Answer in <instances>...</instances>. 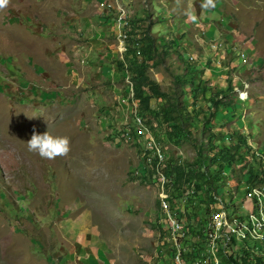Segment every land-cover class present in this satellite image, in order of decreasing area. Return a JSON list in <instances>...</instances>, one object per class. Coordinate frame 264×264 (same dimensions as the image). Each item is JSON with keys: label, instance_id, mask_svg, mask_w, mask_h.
Masks as SVG:
<instances>
[{"label": "rangeland", "instance_id": "rangeland-1", "mask_svg": "<svg viewBox=\"0 0 264 264\" xmlns=\"http://www.w3.org/2000/svg\"><path fill=\"white\" fill-rule=\"evenodd\" d=\"M213 2L206 9L205 0H91L83 9V0H7L0 8V264H160L169 250L158 229L160 178L175 179L172 161L193 163L194 146L169 138L166 124L137 119L139 103L125 74L94 75L95 58L103 56L89 51L87 58L75 49L70 18L81 11H106L113 26L121 17L142 38L152 24L162 44L187 50L208 98L207 106L194 105L188 93L189 114H197L201 128L225 135L215 140L218 147H229L231 129L250 137L254 153L264 156V0ZM114 29L104 52L117 61L123 54ZM172 55L169 65H180ZM150 75L164 90L173 85L165 67H153ZM230 86L225 102L232 105L214 119L211 98ZM214 121L223 128L212 127ZM34 132L68 138L70 152L42 159L26 144ZM244 167L236 163L235 179L226 168L217 195L231 193L240 179L237 197L250 212L255 206L245 180L251 164ZM169 198L172 211L185 213L184 226L199 227L206 212L222 204L206 193L195 198L204 209Z\"/></svg>", "mask_w": 264, "mask_h": 264}, {"label": "trees", "instance_id": "trees-1", "mask_svg": "<svg viewBox=\"0 0 264 264\" xmlns=\"http://www.w3.org/2000/svg\"><path fill=\"white\" fill-rule=\"evenodd\" d=\"M197 2L198 0H195V3ZM153 27L151 24L146 29L144 28L145 38L141 39L132 31L125 61L117 60L114 64L119 72L127 73L133 83L134 99L139 103L137 118L143 120V123L148 126L154 122L166 124L169 138H184L192 142L194 146L196 155L193 163L173 165L174 162H170V165L174 166L171 167V171L175 176L174 180L171 179L170 186L168 185L172 202L178 206L175 195L180 193L183 196L184 193L188 194L195 189L197 194L189 197L187 204L190 202L203 208L202 203L198 201L199 198L198 200L195 198L198 197V193L199 195L206 193L213 202L220 200L233 218L245 220L248 218L245 201H240L237 197L239 186L242 185L240 179L239 185H236L231 193L220 196L217 193L224 188L227 180L226 168H229L235 179L233 173L237 169L236 163L239 160L242 161L244 168H246V164H251L245 180L248 187L247 193H250L254 188H264V156L254 153L253 147L249 145L250 137H246L241 132L228 129L229 147H218L215 140H221L225 135L223 133L214 135L211 131L212 128L208 129L207 126L201 128L200 118L197 114H189L186 97L189 93L195 98L194 105L204 103L203 105L207 106V84L202 81L201 73L193 71L195 65L193 66L188 51L180 46L174 50L175 43L173 42L162 44L153 31ZM181 40L183 39L179 41ZM172 54H176L180 65L177 64L173 67L169 65ZM160 66L165 67L172 78L173 85L169 90H164L162 84L150 75V70L153 67ZM233 91L234 88L230 86L228 91L220 90L215 98H211L216 109V112L211 113V117L215 119L216 114L220 113L223 108L231 107V101L229 100L230 103L227 104L225 101L229 99L230 93ZM160 103L161 105H159ZM208 122L206 121V124ZM213 126L222 127L217 121H214V125L212 123ZM151 173L154 176V173ZM210 210L206 213L209 214ZM189 217L191 216L187 215V218ZM202 224L204 221L200 222L199 227L196 224L187 223V233L192 237H202L204 234ZM158 229L163 236V245L169 246L166 231L160 227ZM197 246L200 247V244L194 245L195 248ZM167 250L163 252L164 256L160 258V264H168ZM61 261L62 259H59V264ZM223 264H264V240L244 241L235 250V255L223 257Z\"/></svg>", "mask_w": 264, "mask_h": 264}, {"label": "built area", "instance_id": "built-area-1", "mask_svg": "<svg viewBox=\"0 0 264 264\" xmlns=\"http://www.w3.org/2000/svg\"><path fill=\"white\" fill-rule=\"evenodd\" d=\"M125 23L122 25L121 17H119L120 50L123 56L127 52V42L131 38L130 25ZM139 38L141 39V35ZM211 47L214 51H219L218 45ZM125 77L132 86L131 96L134 97L133 83L127 73ZM242 93L244 94L243 98H241ZM239 95L242 101L248 100V93L245 89H241ZM157 154L162 160L160 149H157ZM160 180V201L164 211L162 228L166 231V239L169 243L168 262L170 259L171 264H223V257L235 255V250L244 241L264 240V188H254L248 194V198L254 203L255 210L248 211L247 219L233 218L222 204L220 208L213 206L210 208L209 214L206 213V219L203 218L200 221H204V224L201 225L204 232L202 237H192L187 233L186 226L182 221V218L186 216L185 213L183 215L179 211L171 210L170 194L167 189L171 179L161 175ZM195 194V189L188 194L184 193L183 196L177 193L175 196L178 206L182 207V204L187 203L189 197ZM195 244H200V247L195 248Z\"/></svg>", "mask_w": 264, "mask_h": 264}, {"label": "crops", "instance_id": "crops-1", "mask_svg": "<svg viewBox=\"0 0 264 264\" xmlns=\"http://www.w3.org/2000/svg\"><path fill=\"white\" fill-rule=\"evenodd\" d=\"M83 1L85 2L83 9H86V4L89 6L91 0ZM91 13L94 14V16L86 14L84 10L81 11L80 14H74L70 18L74 36L79 39V42H76L77 44L75 45L76 53L88 58L89 51H96L97 55H102L104 60H100L94 55V57H96V62L93 67L94 75L104 76L105 70H111L113 75L117 78L116 75H121V73L118 71V68L115 67V61H112L111 55L104 52L108 47L107 39L112 36L116 37L114 35V19L109 13L100 9ZM110 28L112 29L110 30ZM106 56L110 58L109 64L113 65L111 68L114 71L105 65ZM87 60L88 59H85V61Z\"/></svg>", "mask_w": 264, "mask_h": 264}, {"label": "clouds", "instance_id": "clouds-1", "mask_svg": "<svg viewBox=\"0 0 264 264\" xmlns=\"http://www.w3.org/2000/svg\"><path fill=\"white\" fill-rule=\"evenodd\" d=\"M7 4V0H0V8L5 7ZM215 4L213 0H205V3L202 4V8H214ZM117 30L118 25L114 26ZM131 35V33H130ZM141 33L138 34V36ZM142 38V36H141ZM131 40V38H130ZM129 40V41H130ZM127 42V50L128 43ZM212 45H218L217 43H213ZM211 45V46H212ZM214 51V50H213ZM217 52V51H214ZM127 53V52H126ZM125 53V54H126ZM125 54L123 56V60L125 61ZM134 92V90H133ZM244 94H241V98H243ZM134 98V97H133ZM138 119V118H137ZM28 150L35 154H38L42 159H55L56 157L67 156L70 152V142L66 137H58L49 134L48 132L44 134L35 133L32 135L31 139L26 142Z\"/></svg>", "mask_w": 264, "mask_h": 264}]
</instances>
